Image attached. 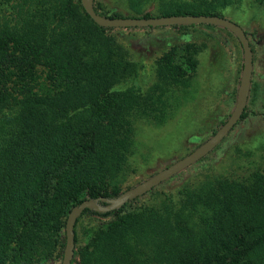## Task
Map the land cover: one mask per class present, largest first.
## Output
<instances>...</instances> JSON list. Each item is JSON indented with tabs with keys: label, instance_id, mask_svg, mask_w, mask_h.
I'll use <instances>...</instances> for the list:
<instances>
[{
	"label": "trees",
	"instance_id": "16d2710c",
	"mask_svg": "<svg viewBox=\"0 0 264 264\" xmlns=\"http://www.w3.org/2000/svg\"><path fill=\"white\" fill-rule=\"evenodd\" d=\"M239 1L116 0L110 9L94 0V7L111 18H151V5L156 17L221 16ZM12 4L0 0V14ZM10 22L0 25V264H62L72 209L124 192L137 173L138 124L162 126L176 113L169 92L190 84L206 44L165 51L156 84L145 88L147 40L135 52L118 35L157 28L100 27L80 0H28L20 21ZM164 28L204 34L216 49L226 33L235 36L214 25ZM160 94L164 104L150 101ZM255 117L264 114L246 108L236 127ZM253 142L264 151V136ZM211 162L207 156L187 171ZM183 173L114 211L86 210L72 264H264V168L232 178L202 172L185 183Z\"/></svg>",
	"mask_w": 264,
	"mask_h": 264
},
{
	"label": "rangeland",
	"instance_id": "374dc122",
	"mask_svg": "<svg viewBox=\"0 0 264 264\" xmlns=\"http://www.w3.org/2000/svg\"><path fill=\"white\" fill-rule=\"evenodd\" d=\"M102 2L110 9L117 7L116 0ZM12 5L13 12L0 14V25L20 21L28 0H13ZM127 7L126 11L122 10V14L126 16L131 6ZM155 8V5L147 8V12L153 13L154 17L158 16ZM219 13L240 25L249 36L250 43L257 44L247 109L264 114V7L255 0H240ZM147 33V30L132 29L118 35L135 52L142 51V41L147 40L142 76L145 88L156 84L157 61L165 51L175 45L187 43L198 46L206 44V48H202L196 56L198 66L190 84H175V88L169 92L171 99L167 102L176 104V113L162 126L148 121L138 124L139 132L132 157L137 173L130 179L124 191L184 158L211 138L214 130H219L222 120H228L235 109L244 65L242 46L235 36L228 33L225 34L228 38L225 47L219 46L217 49L214 48L213 41L204 34L183 35L169 28H157L150 31V34ZM252 88H255V93ZM161 100L164 104L160 94L150 101ZM263 123L264 118L255 117L250 125L236 127L231 134L232 140H225L218 146L219 149L216 148L209 155L212 162L202 168L200 173H218L232 178L263 169L264 151L258 149V144L253 142L255 137L263 138ZM200 173L194 174L193 171L186 170L179 181L185 183L202 178Z\"/></svg>",
	"mask_w": 264,
	"mask_h": 264
},
{
	"label": "water",
	"instance_id": "95a60500",
	"mask_svg": "<svg viewBox=\"0 0 264 264\" xmlns=\"http://www.w3.org/2000/svg\"><path fill=\"white\" fill-rule=\"evenodd\" d=\"M80 1L85 12L91 17V19L97 25L104 28H164L177 25H214L225 28L233 33L240 42L244 53V65L235 109L227 122L217 131L215 135L184 158L178 160L137 186L124 191L117 198L111 200H107L105 198L85 200L72 209L66 225L67 243L62 264H72L75 259V228L78 220L82 217L86 210L96 211L98 213L114 211L129 201L146 196L163 183L186 171L209 156L241 121L248 106L254 74V51L249 37L240 25L227 18L207 15H173L151 18H111L102 16L95 11L94 0ZM100 201L105 202L107 205L105 207L101 206L99 204Z\"/></svg>",
	"mask_w": 264,
	"mask_h": 264
}]
</instances>
